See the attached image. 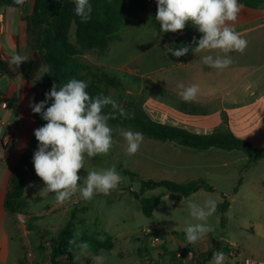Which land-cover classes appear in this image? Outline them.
<instances>
[{
	"label": "rangeland",
	"instance_id": "rangeland-1",
	"mask_svg": "<svg viewBox=\"0 0 264 264\" xmlns=\"http://www.w3.org/2000/svg\"><path fill=\"white\" fill-rule=\"evenodd\" d=\"M242 9L247 11L239 13L233 27L248 44L243 53L229 54L233 63L224 70L202 63L201 56L209 53L191 54L183 60L173 56L169 49L174 41L194 33L202 34L191 22L176 33H161L155 29L157 3L154 1L148 12L139 13V20L119 30V40L112 41L106 52L91 50L77 57L79 62L91 68L83 72L85 81L115 99L126 112L130 110L128 105L137 103L154 121L162 124L201 134L228 125L237 134L253 138L260 131L264 117V9ZM178 83L197 84L200 91L196 101L183 102L178 95ZM239 107L243 109L238 111ZM120 129L135 131L132 127ZM143 136V143L134 156L125 155V141L117 131L113 136L115 143L106 156L86 159L85 169L78 172L82 179L87 171L112 165L123 179L110 195L98 194L91 201H68L66 209L62 210L67 212L66 217L54 210L55 197L42 190L43 181L29 182L27 194L42 199L31 202L29 209L38 216L25 223L27 244L21 249L20 264H52L51 247L58 238V228L73 218L79 236L101 232L102 237L109 233L118 234L119 238L116 251L103 250L97 254L90 249L80 250L74 256V264H94L92 257L96 255L105 258L104 264H169L168 258L162 259L164 246L173 250L168 233H165L168 241L161 239L159 245H154L144 228L154 227L156 232L170 228L183 237L186 221L191 219L188 201L202 204L209 197L217 201V211L207 221L214 229L211 232L214 237L235 243L253 264H264V156L249 162L250 155L244 151H197ZM257 140L255 145L262 149L264 137ZM203 164L217 167L214 172L209 171L218 175L213 176V185L218 186L213 192L200 190L187 198L176 194L170 198L165 188L141 192V183L145 180H171L185 184L190 182L189 178L204 179L208 173L206 169L190 176L185 170L189 165L200 169ZM124 170L134 173L135 178H130ZM222 192L231 196L230 206L224 213L220 212ZM135 194L141 198H161L152 218L142 213L140 200ZM222 217L224 226L221 225ZM155 221L160 224L154 226ZM222 243L226 244L223 245L226 249L228 243ZM221 251L227 256L224 250ZM225 264H229L228 260Z\"/></svg>",
	"mask_w": 264,
	"mask_h": 264
},
{
	"label": "clouds",
	"instance_id": "clouds-1",
	"mask_svg": "<svg viewBox=\"0 0 264 264\" xmlns=\"http://www.w3.org/2000/svg\"><path fill=\"white\" fill-rule=\"evenodd\" d=\"M14 5L23 6L26 0H13ZM74 12L82 23L91 18L92 6L89 0H73ZM157 12L155 20L160 25V32L167 33L183 31L188 22L202 34L197 40L193 37L194 46L170 48L175 57H182L190 51L201 56L204 65L224 70L232 63V52L243 53L248 41L233 27L243 5L238 0H156ZM17 9L13 8V11ZM215 53V55L211 54ZM29 57L13 53L8 61L9 67L19 68ZM50 69L42 65L41 77ZM39 78V79H40ZM178 95L183 102L190 103L197 99L200 91L197 84L186 86L177 84ZM88 83L70 78L66 83H53L50 91L45 93V99L39 103L31 102L32 112L39 114L46 121L44 125L34 130L38 141L37 150L33 155V165L36 175L44 182L43 191L52 193L57 205H63L79 194L84 201H91L95 195H110L117 189L123 177L115 165L100 170L87 171L83 179L78 172L85 169L86 159L99 155H107L115 141L113 132L118 131L125 141L124 153L134 156L143 143V133L127 129H113L109 121L126 115L125 110L111 96L103 93L91 96ZM51 101L50 106H47ZM110 106L111 110H103ZM82 180V183L80 182ZM190 220L183 229L188 244L196 245L209 233L214 231L207 223L208 218L217 211V201L211 197L197 203L189 200L187 203ZM75 243V241H70ZM87 250L89 245L82 242L78 245ZM190 255V253H189ZM94 264H104V257H92ZM226 254L217 250L212 254L211 264H225Z\"/></svg>",
	"mask_w": 264,
	"mask_h": 264
},
{
	"label": "trees",
	"instance_id": "trees-1",
	"mask_svg": "<svg viewBox=\"0 0 264 264\" xmlns=\"http://www.w3.org/2000/svg\"><path fill=\"white\" fill-rule=\"evenodd\" d=\"M154 1L156 0H89L92 6L91 18L87 23H82L80 18L75 15L73 0H36L32 15L21 21L17 37L18 46L28 47L32 53L31 60L22 64L20 70L23 78L32 82L36 88V103L45 99V93L50 91L54 82L59 85L73 77L85 81L86 76L83 72H88L91 68L79 62L77 57L91 50L100 53L106 52L112 41L119 40L117 35L119 30L129 23L139 20V13L148 12ZM238 2L250 9H264V4L260 0H238ZM1 4L9 8L21 7L14 5L13 0H1ZM153 25L155 29H160L157 21ZM193 37L198 40L201 36L194 33L188 38L176 40L171 48H179L184 45L194 46L192 44ZM191 54L190 51L185 56L177 58L182 60ZM42 65L47 66L50 71L40 78ZM10 73L11 68L8 63L0 57V76ZM104 76L110 80L107 75ZM87 91L93 97L102 93L98 87L93 85H88ZM50 104L51 101L46 107ZM127 107L130 110L125 111L126 115L120 116L117 112L116 118L109 121L114 130L121 127H132L135 131L141 132L151 139L160 142H174L193 150L217 148L228 151H244L250 155V161L264 156V148L257 149L249 141L237 137L228 125H225L223 129H216L211 134H198L154 121L137 103H131ZM103 111L108 113L112 110L108 106ZM36 120L39 127L46 123L39 114H36ZM116 133L117 131H114L113 136ZM37 147L38 141L34 136L26 152L11 172L5 198V208L9 213H27L29 203L25 197L26 180L29 177L39 179L33 165V155ZM124 172L130 178L136 176L129 170H124ZM157 188H165L170 193V198L172 194L187 198L201 189L213 190V187L204 179L193 180L185 184L171 180H145L141 183V192ZM135 197L140 200L142 212L148 218L152 217L161 202V198H141L139 194H135ZM228 206V201L225 200L220 207V212L224 213ZM74 221L75 218L71 219L58 233V238L51 247L52 264H74V256L82 250L78 246L82 242H87L89 249L94 253L103 250L111 251L114 248L113 237L108 234L104 237L98 232L77 235ZM224 224L225 220L222 217L221 225L224 226ZM70 241H75V243H70ZM163 248L162 259L168 258L169 264H184L177 254L186 255L190 246L187 245L177 250H171L165 246ZM217 250H221V247L215 242L211 252L197 254L193 263L207 264L212 260L213 252Z\"/></svg>",
	"mask_w": 264,
	"mask_h": 264
},
{
	"label": "crops",
	"instance_id": "crops-1",
	"mask_svg": "<svg viewBox=\"0 0 264 264\" xmlns=\"http://www.w3.org/2000/svg\"><path fill=\"white\" fill-rule=\"evenodd\" d=\"M35 1L36 0H26V3L22 7L15 8L17 9L16 11H13V8L5 7L2 4L0 5V13H2L4 16V32L1 35V46L5 54V62L7 63L13 53L27 55L29 57V60L27 62H29L32 58L31 50L28 47L18 46L17 37H18L20 23L24 18L32 15ZM260 1L263 2L262 0ZM0 3H1V0H0ZM243 8H246L248 10L250 9V8H247L246 6H243ZM250 10H255V9H250ZM246 11L247 10L242 9L240 12L246 13ZM190 64L191 63L189 62L188 65ZM10 68H11V73L9 75L0 76V97L2 100H6L8 102V107L6 109H1L0 107V118L5 119L7 123L9 124V127L10 126L16 127L17 133L14 138L15 140H14L13 148L10 152L5 151L0 145V263L20 264L19 258L21 256V249L23 248L24 245L27 244L24 239V236L26 235L25 223L27 221L28 222L34 221L35 217L38 216V214H35L29 209L31 202L33 200L38 201L42 199L41 196L34 197V196H29L27 194L29 182H32L33 180H37V179L29 177L26 180L25 197H26V201L29 203L26 214H12V213L7 212L5 208V198L7 194V188H8V183H9L11 172L13 168L15 167V165L19 162L23 154L26 152L27 148L29 147L33 137L35 136L34 130L39 128V125L36 120V114L33 113L32 109L29 107L30 101L34 103H36L37 101V91H36L35 86L33 85L32 82L27 81L23 78L20 67L15 68V66H13ZM199 76L202 77L201 71L199 72ZM205 87L208 90L209 84L208 83L207 85L205 84ZM242 109L243 107L237 108L238 111H241ZM263 120H264V117L262 119V123H261L262 127L260 131L257 132L256 133L257 136H253V138L241 136L237 134V132L232 127H229V128L234 132V134L237 137L244 139L246 141H249L250 143H252V145L255 148L259 149L255 145V143L258 142L257 140L258 137H264ZM211 133H206V134H211ZM198 134H201V133H198ZM209 150H217L219 152L221 151V152L226 153V151L217 149V148H211V149H208V151ZM197 151H202V150H197ZM216 168H217L216 165L210 166V165L203 164L200 169H198V167L194 165L192 166L189 165V169L188 167H186L185 170L189 171V176H190V175H193L195 171L206 169L208 173L205 174L206 176L204 180H206L207 183L213 187V190L208 191V192H213L216 189H218L217 184L213 185V183H215L213 180V176L218 177L217 174L215 173L212 174V172H214V169ZM209 171H212V172H209ZM189 179H190L189 181L198 180L196 178H189ZM40 180L41 179L39 178L37 181H40ZM221 180H224V177ZM201 190H205V189H201ZM222 193L223 194L221 197V205L225 200H227L230 206L231 196L230 195L226 196L225 192H222ZM224 198L226 199L224 200ZM78 199L82 200L79 198V194L73 197L72 200H70V202H76ZM66 203L63 205H57L55 203L53 205V207L55 208L54 210L56 211L57 209L58 212L61 213L62 217L67 216V212L62 211L66 209ZM49 211L51 213L55 212L53 210H49ZM154 213L152 217L154 216ZM159 224H160L159 221L154 222V226H157ZM63 228L64 227L62 228L59 227L58 228L59 232ZM159 232H163L164 234L163 236L166 240H167V237H165V233L166 232L168 233L167 235L169 236V239H168L170 242L169 244L172 245L173 250L181 249L189 245V246L195 247L198 250V254H207L211 252L214 248L215 242L219 244V246L221 247V250H224L223 245H226L225 243H222V241H225L228 244L230 243L235 244L230 241L223 240V239H216L212 233H209L202 241L198 242L196 245H192V244L187 243L185 236L181 237L177 235L176 231L173 229L164 228V229H161ZM30 233H34V231ZM98 233H101V232H98ZM106 234H109V233H106ZM110 236L113 237V243H114V248L111 251H116L117 250L116 244L119 239L118 234L110 235ZM111 251H107V252H111ZM100 252L97 254H101Z\"/></svg>",
	"mask_w": 264,
	"mask_h": 264
},
{
	"label": "built area",
	"instance_id": "built-area-1",
	"mask_svg": "<svg viewBox=\"0 0 264 264\" xmlns=\"http://www.w3.org/2000/svg\"><path fill=\"white\" fill-rule=\"evenodd\" d=\"M3 32H4V16L2 13H0V57L2 60L5 61V54L1 46V35L3 34ZM0 107L1 109H6L8 107V102L6 100H2L1 97H0ZM16 133H17L16 127L13 126L9 127L7 121L3 118H0V145L5 151L10 152L12 150ZM144 232L147 236L150 237L151 242L154 245H159V240L161 239L166 240L164 236L160 237L157 235L158 232H156L154 227H146L144 228ZM224 250L227 253V260L229 264H253L249 258L245 257L244 251L238 248L234 244L231 243L228 244V247ZM197 254H198V250L195 247L190 246L189 252L186 255H182V253H178L177 257L181 259L184 264H188V263L192 264Z\"/></svg>",
	"mask_w": 264,
	"mask_h": 264
},
{
	"label": "water",
	"instance_id": "water-1",
	"mask_svg": "<svg viewBox=\"0 0 264 264\" xmlns=\"http://www.w3.org/2000/svg\"><path fill=\"white\" fill-rule=\"evenodd\" d=\"M157 235L160 237H163L164 234H163V232H158Z\"/></svg>",
	"mask_w": 264,
	"mask_h": 264
}]
</instances>
